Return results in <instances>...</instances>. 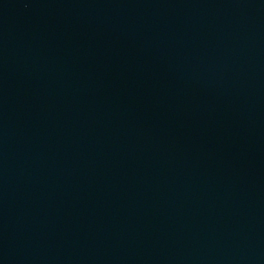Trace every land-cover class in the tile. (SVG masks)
I'll return each instance as SVG.
<instances>
[{
  "label": "water",
  "instance_id": "1",
  "mask_svg": "<svg viewBox=\"0 0 264 264\" xmlns=\"http://www.w3.org/2000/svg\"><path fill=\"white\" fill-rule=\"evenodd\" d=\"M0 264H264V0H0Z\"/></svg>",
  "mask_w": 264,
  "mask_h": 264
}]
</instances>
